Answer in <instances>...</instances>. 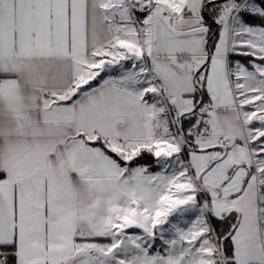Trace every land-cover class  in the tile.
I'll use <instances>...</instances> for the list:
<instances>
[{
    "label": "snow or ice",
    "instance_id": "1",
    "mask_svg": "<svg viewBox=\"0 0 264 264\" xmlns=\"http://www.w3.org/2000/svg\"><path fill=\"white\" fill-rule=\"evenodd\" d=\"M0 264H264V0H0Z\"/></svg>",
    "mask_w": 264,
    "mask_h": 264
}]
</instances>
